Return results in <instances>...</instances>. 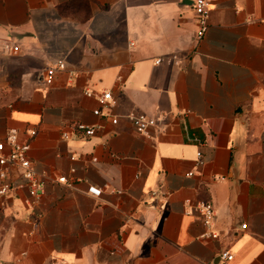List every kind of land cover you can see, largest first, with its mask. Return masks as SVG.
Masks as SVG:
<instances>
[{
    "label": "crops",
    "instance_id": "0c3cea01",
    "mask_svg": "<svg viewBox=\"0 0 264 264\" xmlns=\"http://www.w3.org/2000/svg\"><path fill=\"white\" fill-rule=\"evenodd\" d=\"M194 1L0 0V45L18 47L0 49V141L29 144L43 185L34 200L9 169L0 264H264V0H205L198 43ZM131 113L157 132L135 133Z\"/></svg>",
    "mask_w": 264,
    "mask_h": 264
},
{
    "label": "built area",
    "instance_id": "2783aa9c",
    "mask_svg": "<svg viewBox=\"0 0 264 264\" xmlns=\"http://www.w3.org/2000/svg\"><path fill=\"white\" fill-rule=\"evenodd\" d=\"M193 13L197 22V29L193 37V42L198 43L203 38L208 28V14L209 3L205 0H195L192 5ZM0 49L11 51L13 53L18 51V47H9L8 45H0ZM162 62V59L156 60L155 64ZM66 70L64 61L57 62L53 67L47 68L44 76L43 83L49 86L52 83L53 77L56 72H62ZM70 77H74V72H68ZM87 97L95 96L92 92H85ZM100 106H106L112 100L110 92H105L99 96H95ZM94 116L102 115L100 110L93 111ZM111 118V124L116 125L117 119ZM128 121L133 127L135 133L141 136H150L157 132L158 126L153 118L148 117L143 113H131L127 116ZM69 127L72 129L75 135H80L82 138H91L95 136L96 129L92 126H86L83 124H71ZM62 138L67 140L69 135L62 134ZM29 144L21 143L18 140V134L15 130H9L3 141H0V197H6L13 189V183L8 178V172L10 168H16L18 170L19 178L23 181L22 187L27 189L29 196L36 200L43 193V185L36 178V174L32 169V163L28 158ZM73 160V158H71ZM197 166H202V155L197 153ZM74 170L71 169V173ZM192 173L189 172L187 177H191ZM62 184H69L66 178L60 177L57 180ZM87 195L92 198H99L101 196V189L88 186L86 190ZM154 195V193L152 194ZM35 201L32 202V204ZM194 211L200 216L201 222L206 231L201 238H216V236L210 232L213 219L214 210L209 203H199L194 207ZM244 228V226H243ZM220 259L224 263H228L232 260V256L228 252H224L220 255Z\"/></svg>",
    "mask_w": 264,
    "mask_h": 264
}]
</instances>
